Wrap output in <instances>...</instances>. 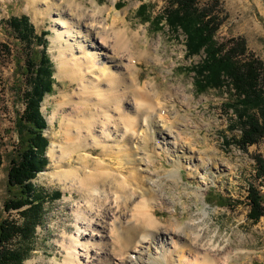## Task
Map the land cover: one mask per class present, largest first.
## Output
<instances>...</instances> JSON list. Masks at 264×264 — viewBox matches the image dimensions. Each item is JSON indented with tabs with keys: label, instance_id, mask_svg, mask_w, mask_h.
<instances>
[{
	"label": "rangeland",
	"instance_id": "obj_1",
	"mask_svg": "<svg viewBox=\"0 0 264 264\" xmlns=\"http://www.w3.org/2000/svg\"><path fill=\"white\" fill-rule=\"evenodd\" d=\"M78 1L87 14L95 12L101 29H110L111 41H114V30H126L134 37L137 47L140 45L139 48L149 54L140 60L133 59L139 68L141 86L158 87L166 99L171 93L175 96L167 105H161L164 109L161 107L160 114L153 117L149 127L139 128L138 136L131 141L136 156H143L150 163L138 165L137 174L140 173L145 182L142 185L131 183L135 193L131 195L153 203L160 220L154 240L149 247L144 245L143 258L159 259L165 253L168 258L172 257V264H196L195 256L198 259L200 255H195L191 248L192 237H197L198 248L214 250L219 264H264V216L258 222L249 218L248 198L250 185L264 195V183L257 177L255 159L259 155L264 157V137L246 150L240 148L234 141L241 133L240 125L233 111L227 109L231 95L226 87L223 90L212 88L205 93L196 91L191 68L202 62L204 54L187 56L186 35L182 30L173 32L165 22L161 23L162 27L156 22L170 0ZM36 11L35 14L30 9L28 0H0V221L23 222L18 211L6 210V203L16 195L8 177L20 142L17 122L26 107L24 93L30 90L25 81V63L33 50L42 51L43 57L47 55L50 61L54 82L53 91L45 94L40 104L45 121L43 135L48 139L44 153L47 162L32 182L45 201L42 222L36 228L35 250L24 264H62L75 239L101 243L107 240L105 236H115L130 211L122 205L120 212L124 214H118L117 220L109 217L105 228L97 227L91 233L83 231L84 223L77 208L83 206L95 211L97 202L86 203L76 187L66 180L67 174L79 165L78 155H67L70 139L66 135L65 115L69 110L60 105L61 93L75 87L58 74L60 47L69 45L64 40L53 41L55 30L64 28L56 22L59 15L48 10L46 0L37 2ZM218 12L222 23L216 33L217 41L229 43L242 38L248 51L264 61V0H221ZM113 14L119 20L116 24H113ZM71 16L68 12L64 14L73 20ZM21 17H26L33 27L30 44L21 40L10 25L13 18ZM37 36H42L45 44L37 43ZM90 48L100 55V61L105 60L102 52H106L97 44ZM78 55L80 53L76 52ZM130 107H133L132 102ZM166 123L183 133L180 145L171 144L173 151L165 149L158 133ZM167 137L166 141L174 142L171 135ZM110 144L116 145L114 141ZM141 146L144 151L139 150ZM89 152L83 151V154ZM100 152L101 147H98L92 156L99 157ZM114 157L104 156L112 161L109 164L114 169L121 168ZM123 173L117 174L122 179L132 174L129 170ZM92 193L100 195L97 191ZM112 195L110 193L109 199ZM171 230H180L188 237L180 238ZM98 252L101 258L105 257L102 249ZM82 261L86 263L84 258ZM90 261L98 262L97 255Z\"/></svg>",
	"mask_w": 264,
	"mask_h": 264
},
{
	"label": "bare ground",
	"instance_id": "obj_2",
	"mask_svg": "<svg viewBox=\"0 0 264 264\" xmlns=\"http://www.w3.org/2000/svg\"><path fill=\"white\" fill-rule=\"evenodd\" d=\"M38 1L28 0V5L35 14ZM46 1L48 10L59 15L56 22L64 28L55 30L56 36L53 41L64 40L69 45L60 47L59 57L57 56L60 62L58 74L75 85L73 90L60 95V105L62 108L67 106L69 110L65 115L68 122L66 135L67 139H70L66 148L67 155L70 157L78 155L79 164L74 171L67 174L66 180L76 187L86 203L89 204L92 200L97 202L95 211L83 206L77 208V214L81 215L80 218L84 223L83 231L90 230L91 233L97 227L105 228L109 217L117 220L118 214L120 216L124 214L120 212L122 205L130 211L126 216V222L120 224V231L118 230L115 236H105L107 240L101 243L90 240L81 242L79 238L75 239L62 264H163L164 261L165 264H172V257L168 258L165 253L159 259L157 257L143 258L144 245L149 247L154 240L160 220L158 221L155 214L153 203L145 198L138 200L131 195L133 190L130 185L131 183L144 184L142 175L137 174L138 165L140 162L146 166L150 164L147 158L136 156V149L131 141L134 136H138L139 128L149 127L153 117L157 113L160 114L163 107L161 105L170 102L175 96L171 93L170 98L166 99L157 89L158 87L150 88L148 84L141 86L139 68L135 63L136 60L133 61V59L140 60L142 56H149V54L146 55V50H141L140 45L137 47V44L133 42L134 37H130L126 30H114V41H111L109 28L102 26L103 29H101L95 12L87 14L78 0ZM67 12L73 16H71L73 20L64 17ZM117 21L119 22L117 15H114L113 24ZM96 44L98 48L106 52H102L105 56L103 61H100V55L96 50L91 52L90 47ZM76 52L80 53V56H76ZM131 102L133 107H130ZM175 128L177 127L166 123V126L160 127L158 131L162 136L165 149L171 151H173L171 144L180 145L179 141L183 138V133ZM170 135L174 138L173 143L169 142L170 140L166 141L167 136ZM113 141L116 145H109ZM150 144L151 142L149 146ZM98 147H101L100 156L93 157L92 154ZM138 148L141 150L143 146ZM113 150H115V157ZM83 151L90 152L84 155ZM107 155L117 158L120 164L118 167L121 168L114 169L115 167L110 165L112 161L104 158ZM127 170L132 174L123 179L117 174H125L123 171ZM95 191L100 195L92 193ZM110 193L113 194L111 199H109ZM170 232L180 238L187 236L180 230ZM192 239L194 244L191 249L195 255H200L198 259L195 256L198 262L196 264H219L214 250L198 248L199 239L197 237ZM101 249L106 258L99 256L98 251ZM94 255H97L98 262L90 261ZM82 258L86 263L82 261Z\"/></svg>",
	"mask_w": 264,
	"mask_h": 264
},
{
	"label": "trees",
	"instance_id": "obj_3",
	"mask_svg": "<svg viewBox=\"0 0 264 264\" xmlns=\"http://www.w3.org/2000/svg\"><path fill=\"white\" fill-rule=\"evenodd\" d=\"M221 0H170L163 15L156 21L165 22L173 31L186 35L187 56L204 54L202 62L193 66L196 91L209 89L230 93L227 109L236 116L240 135L235 143L246 150L264 137V61L249 52L244 39L219 43L216 33L222 23L218 7ZM144 10L143 6L140 8ZM21 40L32 42L34 30L26 17L10 22ZM162 27V25H161ZM37 43L45 44L42 36ZM35 53V55H33ZM42 54V56H40ZM25 63V81L30 90L24 93L26 107L17 122L19 146L12 159L8 183L16 195L6 203V210L18 211L22 223L14 220L0 221V264H24L35 250L36 228L42 222L44 199L37 192L32 179L45 163L48 139L43 135L45 121L40 104L45 94L53 91V70L47 55L33 50ZM256 173L264 183V157L256 158ZM2 148L0 143V166ZM249 218L258 222L264 216V195L255 186H249Z\"/></svg>",
	"mask_w": 264,
	"mask_h": 264
}]
</instances>
